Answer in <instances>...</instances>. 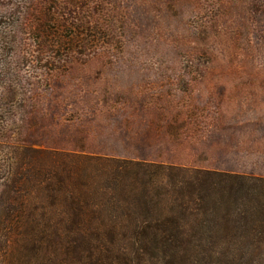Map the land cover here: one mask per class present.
<instances>
[{"label":"rangeland","instance_id":"374dc122","mask_svg":"<svg viewBox=\"0 0 264 264\" xmlns=\"http://www.w3.org/2000/svg\"><path fill=\"white\" fill-rule=\"evenodd\" d=\"M0 144L264 175V0H0Z\"/></svg>","mask_w":264,"mask_h":264},{"label":"trees","instance_id":"16d2710c","mask_svg":"<svg viewBox=\"0 0 264 264\" xmlns=\"http://www.w3.org/2000/svg\"><path fill=\"white\" fill-rule=\"evenodd\" d=\"M0 185V264H264V175L0 144Z\"/></svg>","mask_w":264,"mask_h":264}]
</instances>
